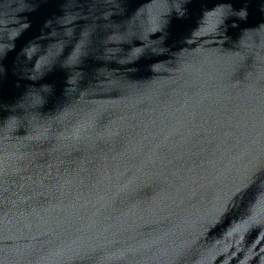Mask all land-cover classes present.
Wrapping results in <instances>:
<instances>
[{"label": "water", "instance_id": "95a60500", "mask_svg": "<svg viewBox=\"0 0 264 264\" xmlns=\"http://www.w3.org/2000/svg\"><path fill=\"white\" fill-rule=\"evenodd\" d=\"M0 264H264V0H0Z\"/></svg>", "mask_w": 264, "mask_h": 264}]
</instances>
